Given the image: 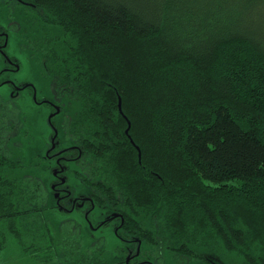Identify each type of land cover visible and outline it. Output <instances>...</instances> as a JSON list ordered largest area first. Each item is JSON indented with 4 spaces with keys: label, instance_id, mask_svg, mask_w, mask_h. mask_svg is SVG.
<instances>
[{
    "label": "trees",
    "instance_id": "trees-1",
    "mask_svg": "<svg viewBox=\"0 0 264 264\" xmlns=\"http://www.w3.org/2000/svg\"><path fill=\"white\" fill-rule=\"evenodd\" d=\"M12 1L5 10L17 24L0 31L48 53L39 62L49 99L75 103L65 126L77 157L69 181L95 205L122 214L121 233L130 235L122 240L134 239L136 250L141 242L140 254L157 247L193 260L197 248L210 246L221 255L208 264H264V36L234 17L236 8L221 7L227 0L214 6L204 33L197 8L169 15L170 0ZM24 13L41 34L26 35ZM5 101L0 97V255L14 238L44 264H106L104 240L84 252L75 221L58 222L59 239L50 220L39 223L54 191L29 172L24 153L15 158L23 121Z\"/></svg>",
    "mask_w": 264,
    "mask_h": 264
},
{
    "label": "rangeland",
    "instance_id": "rangeland-1",
    "mask_svg": "<svg viewBox=\"0 0 264 264\" xmlns=\"http://www.w3.org/2000/svg\"><path fill=\"white\" fill-rule=\"evenodd\" d=\"M5 1L10 2L12 7H15V3H13L12 0H0V26L4 27L7 23L16 25V21H9L7 18V11L5 10L7 9V5L4 3ZM219 1L220 0H170L168 14L179 15L181 16L180 18H182L187 10L193 12L197 8V18L200 19V30L201 33H204V31L210 26V19L212 20L215 14L214 6ZM158 2L159 5H161L163 1L158 0ZM221 7H227L229 9L236 8V12L232 15L239 20H245L244 23L248 24V27L251 30L264 36V0H227L226 3L221 5ZM208 16L209 19L207 18ZM18 17L23 20V28H27L28 30L26 35H30V37L33 38L36 34H41V25L36 23V20L29 19V15L26 17L25 13L22 15L19 14ZM49 31L53 37L61 35V31L57 29L51 28ZM8 34L9 45L5 51L20 63L21 69L20 71L6 74V77L15 80L17 83H22L24 81L36 83L40 97L49 99L51 96L50 83L43 76L45 74H42L41 71V63L50 59L47 57L48 53L42 55L40 52L38 54L36 52L35 54V51L28 47L30 43L27 45L25 41L22 40L19 33L16 34L15 32L13 33L12 31H9ZM201 36L206 37V35ZM0 41V45H2L4 40ZM61 42L62 41H57V44H55L57 49L62 47ZM0 64H3V57L1 54ZM12 88L13 87L8 84L0 86V94L4 96L5 100H8V102L11 101V103L18 107L21 111V115L19 116L23 121V125L18 129V136L16 138L15 146L13 147L14 156L15 158H18V155H21L20 153H24L22 155L26 156L25 164L30 166L29 172L44 179V182L46 181V185L50 190L53 185V170L50 167L52 166V163L47 161L45 156L47 149L51 147L50 140L53 136V130L49 126V117L52 115V109L48 105H37L30 89L22 90L18 97L11 99L9 95L12 94ZM74 105L75 103L63 104L65 111L53 119L54 125L60 131L59 139L63 138L66 133V119L75 114ZM72 106L74 108H71ZM13 112H10V110H8L7 113L5 112L7 121H12ZM18 118L17 122H19ZM17 122H14V126L17 125ZM67 123H69V121H67ZM23 172L24 171L18 172V175H22ZM70 184H75L76 194L81 193L82 188L77 184V182H70ZM50 197L48 208L41 215L42 219L39 223L42 224L43 221L50 220V227H52V231L56 239H59L60 237L58 222L73 220L81 227V238L85 243L84 252L87 251L90 244L95 243V241L99 239L104 240V248L106 250L105 259L107 261L105 262L106 264H124V262H126L125 259L128 256L129 248L132 250L133 254L136 253L137 243L133 241L134 239L130 238L129 241H133V243L129 242L131 244H126L118 238L117 227L119 225V221L110 218L108 210L102 209L96 205L94 210H91V212H87V209H84L83 212L75 210L70 213L60 211V209L56 206L54 196L52 195ZM111 210L117 212V209L113 207ZM26 229L21 228L23 239L25 241V247L29 246L31 240V236L28 235ZM122 234L125 237H130V235H127L125 232H122ZM33 253L34 251L31 249L22 251L20 244L12 238L8 248L0 255V264H44L42 263L44 262L43 259H41V262L36 261L35 257L32 255ZM217 253L221 255V253L214 247H199L197 248L198 258L196 256L193 260H188L184 259L186 257L184 255H179L182 258L168 256L163 250H158L157 247L153 249L145 247L142 250L139 259L135 263L208 264L210 258L216 260L218 259V261H220L219 257L217 258ZM220 263L225 264L223 260Z\"/></svg>",
    "mask_w": 264,
    "mask_h": 264
},
{
    "label": "flooded vegetation",
    "instance_id": "flooded-vegetation-1",
    "mask_svg": "<svg viewBox=\"0 0 264 264\" xmlns=\"http://www.w3.org/2000/svg\"><path fill=\"white\" fill-rule=\"evenodd\" d=\"M0 37L4 38V43L0 45V54L3 57V64H0V86H3L5 84H8L12 86V94L9 95L11 99L14 97H18L19 93L24 89H30L34 95H36V100L34 99L35 103L37 105H48L51 107L52 111V118L51 122L49 123L50 128L53 130V136L51 137V147L47 149L45 159L47 161H50L52 163V166H50L53 170L52 175V190L54 191V198L56 199V205L60 211H66V212H73L75 210L84 211V209H87V212H91V210H94L95 204L92 202L89 196H84V194H77V196H73L75 194L70 191V181H69V172L71 167L74 165L75 160L77 157H75L70 151L75 150L74 146H67L65 141V135L63 138L59 139L60 131L59 129L54 125L53 119L57 117L62 110V107L54 102L51 99L40 97L38 86L36 83L31 81H24L22 83H17L15 80L6 77V74L8 73H14L16 71H20L21 66L20 63L14 58L11 57L8 53H6V49L9 45V34L7 32L0 31ZM0 97L4 99V96L0 94ZM5 100V99H4ZM8 103V105H13L8 100L5 101V103ZM58 108L60 109L58 112ZM57 130L58 134L55 137V131ZM70 163H73L70 164ZM74 167V166H73ZM51 189V188H50ZM51 190V191H52ZM57 195V197H56ZM89 207V208H87ZM117 216H114V215ZM122 214H118L116 211H111L110 218H113L114 220L119 221L118 225V231L117 236L119 239L122 240V227L124 224V218L121 216ZM80 227V226H79ZM126 244H131L128 240H122ZM128 256L126 257L129 260L126 264H138L135 263L139 257L141 252V242H139V246L136 250V253L133 254L132 250L128 249ZM147 262V261H146ZM145 262V263H146Z\"/></svg>",
    "mask_w": 264,
    "mask_h": 264
},
{
    "label": "water",
    "instance_id": "water-1",
    "mask_svg": "<svg viewBox=\"0 0 264 264\" xmlns=\"http://www.w3.org/2000/svg\"><path fill=\"white\" fill-rule=\"evenodd\" d=\"M34 99L36 100V95H34ZM118 107H119V112L124 116V114H123V111H122V104H121V99H119V104H118ZM59 108H58V112H59ZM125 117V119L127 120V122H128V129L126 130V134H128V132H129V129H130V126H131V124H130V122H129V120L127 119V117L126 116H124ZM51 118H52V115L49 117V122H51ZM57 134H58V132H57V130L55 131V137L57 136ZM137 148V150L139 151V155H141L140 154V150H139V148L138 147H136ZM56 197H57V195H56ZM114 216H117L116 214L114 215ZM129 261V260H128ZM127 261V262H128ZM218 264V263H217Z\"/></svg>",
    "mask_w": 264,
    "mask_h": 264
}]
</instances>
